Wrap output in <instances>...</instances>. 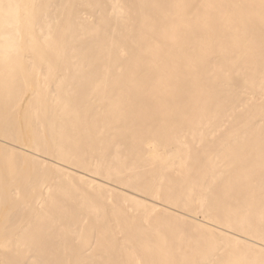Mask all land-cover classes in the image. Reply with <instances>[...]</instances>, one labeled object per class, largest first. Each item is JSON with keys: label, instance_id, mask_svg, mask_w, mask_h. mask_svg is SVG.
Instances as JSON below:
<instances>
[{"label": "bare ground", "instance_id": "obj_1", "mask_svg": "<svg viewBox=\"0 0 264 264\" xmlns=\"http://www.w3.org/2000/svg\"><path fill=\"white\" fill-rule=\"evenodd\" d=\"M0 264H264V0H0Z\"/></svg>", "mask_w": 264, "mask_h": 264}]
</instances>
